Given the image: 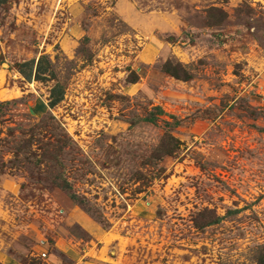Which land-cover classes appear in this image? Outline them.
Returning <instances> with one entry per match:
<instances>
[{"label":"rangeland","instance_id":"374dc122","mask_svg":"<svg viewBox=\"0 0 264 264\" xmlns=\"http://www.w3.org/2000/svg\"><path fill=\"white\" fill-rule=\"evenodd\" d=\"M0 236L22 264H258L264 0H4Z\"/></svg>","mask_w":264,"mask_h":264},{"label":"crops","instance_id":"0c3cea01","mask_svg":"<svg viewBox=\"0 0 264 264\" xmlns=\"http://www.w3.org/2000/svg\"><path fill=\"white\" fill-rule=\"evenodd\" d=\"M52 100V94H47L45 96L38 95L35 101L32 103V109L36 116L44 115L50 109V102ZM38 108H42L43 112L41 114L35 113ZM13 238L8 239L7 236H0V264H22L20 259L21 250L16 249L15 244L11 246V241Z\"/></svg>","mask_w":264,"mask_h":264},{"label":"trees","instance_id":"16d2710c","mask_svg":"<svg viewBox=\"0 0 264 264\" xmlns=\"http://www.w3.org/2000/svg\"><path fill=\"white\" fill-rule=\"evenodd\" d=\"M4 0H0V4L3 3ZM33 62V61H32ZM33 65V63H31ZM173 62L172 61H167L164 66L163 69L166 72L171 73L172 75L178 77V78H182V79H188L189 78V74L187 73L186 70H184L183 74H180L179 72H177V70L175 71L172 68ZM67 189H69L71 192H69V195L72 199L77 200L79 202L82 203L83 200H80L79 195L76 192H73V186L71 184H67V186H65ZM222 218V216H216L213 220H210L208 222H206L204 225H209V224H213L218 222L220 219ZM257 262L258 264H264V245L261 246L259 252H258V258H257Z\"/></svg>","mask_w":264,"mask_h":264}]
</instances>
